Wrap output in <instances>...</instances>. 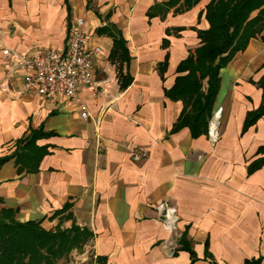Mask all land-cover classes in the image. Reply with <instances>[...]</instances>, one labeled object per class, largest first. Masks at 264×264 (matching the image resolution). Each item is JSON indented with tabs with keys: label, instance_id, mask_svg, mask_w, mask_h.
I'll return each mask as SVG.
<instances>
[{
	"label": "crops",
	"instance_id": "crops-1",
	"mask_svg": "<svg viewBox=\"0 0 264 264\" xmlns=\"http://www.w3.org/2000/svg\"><path fill=\"white\" fill-rule=\"evenodd\" d=\"M169 1L0 0V157L32 130L52 133L37 140L49 152L34 171L16 157L1 166L0 209L15 210L19 221L42 219L46 229L89 228L94 257H105L96 264H190L183 236L196 253L193 264H264V165L248 172L264 156V116L243 131L247 114L264 105V41L251 39L221 69L208 134L174 130L183 103L165 88L200 45L197 29L209 27L211 0L183 12ZM78 16L88 45L101 47L100 92L80 91L86 118L78 100L23 91L19 65V55L37 45L64 49ZM117 33L128 63L111 59ZM5 48L19 66L15 74L5 66ZM119 71L132 78L125 89ZM134 148L146 156L135 160ZM207 244L213 260L205 258Z\"/></svg>",
	"mask_w": 264,
	"mask_h": 264
},
{
	"label": "trees",
	"instance_id": "trees-1",
	"mask_svg": "<svg viewBox=\"0 0 264 264\" xmlns=\"http://www.w3.org/2000/svg\"><path fill=\"white\" fill-rule=\"evenodd\" d=\"M198 2L200 0H171L168 4H180L176 12H183ZM150 14L153 15L151 12ZM205 17L209 27L197 29L200 45L190 50L188 56L178 65L179 75L176 76L173 86L165 88L167 97L183 103V109L173 129L188 126L193 137L209 133L214 104L221 87V69L238 52L245 50L251 39L260 38L264 41V0H211L206 6ZM114 40L111 59L128 63L130 54L126 41L119 33L114 35ZM165 65H161V72ZM118 77L122 89L132 81L130 75L124 76L121 71ZM260 85L264 87V78ZM262 116L264 105L250 111L243 131ZM50 135L51 132L42 129L32 130L18 140L12 155L0 157V168L11 157H16L21 166L34 171L42 157L49 152L48 146L37 145V140ZM258 152L264 153V146L259 147ZM263 165L264 156L253 161L248 172L253 173ZM69 208L70 203H67L54 215ZM15 216L16 212L11 208L0 209V264H59L60 261L67 260L74 251L81 252L94 238L92 230L75 223L69 228L58 225L54 229H46L42 225V219L19 221ZM181 243L182 249L190 252V264H193L197 256L186 236L182 237ZM206 247L205 258L213 260L208 244ZM104 261L105 257L97 256L83 264ZM246 264H261V259L248 260Z\"/></svg>",
	"mask_w": 264,
	"mask_h": 264
},
{
	"label": "built area",
	"instance_id": "built-area-1",
	"mask_svg": "<svg viewBox=\"0 0 264 264\" xmlns=\"http://www.w3.org/2000/svg\"><path fill=\"white\" fill-rule=\"evenodd\" d=\"M85 26L83 16L75 18L64 49L37 45L30 53L19 55V65L26 70L23 91H36L48 98L64 96L78 100L77 106L84 118L88 117L89 112L86 103L80 99V91L85 86H96V92H100L94 74L95 59L101 52L100 46L88 45ZM3 53L6 57L5 66L15 74L19 66L14 64L13 52L5 48ZM145 156L146 151L134 148L135 160H141Z\"/></svg>",
	"mask_w": 264,
	"mask_h": 264
},
{
	"label": "rangeland",
	"instance_id": "rangeland-1",
	"mask_svg": "<svg viewBox=\"0 0 264 264\" xmlns=\"http://www.w3.org/2000/svg\"><path fill=\"white\" fill-rule=\"evenodd\" d=\"M94 257L89 244L79 252L74 251L67 260H62L59 264H83L89 262Z\"/></svg>",
	"mask_w": 264,
	"mask_h": 264
}]
</instances>
